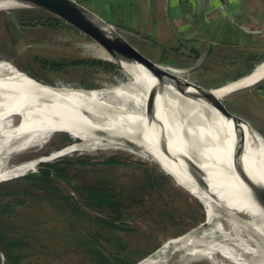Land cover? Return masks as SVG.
<instances>
[{"label":"bare ground","instance_id":"obj_1","mask_svg":"<svg viewBox=\"0 0 264 264\" xmlns=\"http://www.w3.org/2000/svg\"><path fill=\"white\" fill-rule=\"evenodd\" d=\"M35 1L48 3L47 0ZM31 3L0 0V9L21 8ZM55 5L73 16L67 7ZM95 21L102 25L110 39L123 45L118 34L98 19ZM116 49L119 50V45ZM121 65L139 71L145 83L135 89L110 91L49 88L14 63L0 59V119L7 124L0 137V145L6 148L0 163V183L34 172L41 162L74 152L134 151L169 168L179 186L200 199L209 214L210 225L171 243L181 245L183 251L175 264H186V260L211 252L216 253L210 260L213 264H264V205L255 186L248 181L249 178L254 183L264 184L262 138L255 132L235 129L218 108L210 105L207 94L155 76L138 63L123 60ZM263 78L264 64L245 79L213 89L210 95L223 100ZM153 90L155 97H151ZM20 114L25 115V121L11 126V121ZM58 131L68 132L76 139L81 135L89 138L50 157L36 156L10 165L15 154L43 146ZM127 141L134 148L128 147ZM167 144L173 155L164 149ZM187 158L196 160L205 171L211 186L218 189V200L198 186L189 173ZM224 185L229 187L232 201L224 198L220 190ZM200 240L203 246L198 249L195 242ZM171 244L167 243L139 264H173L169 253Z\"/></svg>","mask_w":264,"mask_h":264},{"label":"rangeland","instance_id":"obj_2","mask_svg":"<svg viewBox=\"0 0 264 264\" xmlns=\"http://www.w3.org/2000/svg\"><path fill=\"white\" fill-rule=\"evenodd\" d=\"M89 8L95 7L90 5ZM7 11L0 9V59L14 63L23 72L40 81L38 83L60 88L90 87L88 89H98L96 91L135 89L145 83V79L140 72L133 70L128 65H125V68H123L125 72L122 70V74L111 70L107 65L94 64L96 61H104L119 65L94 39L65 21H61L54 26H43L40 23L37 24V21L29 22V20H23L25 24L21 25L22 21L18 20L21 23L20 29L15 30V26L7 17ZM14 11L20 18H26L31 14L33 16H53V14L39 8L24 7ZM100 16L104 18L103 15ZM117 24L125 25L126 23ZM166 32L154 35L156 37H153L152 40L160 43L162 48H165V46H180L181 40L172 31L167 32L170 33L169 37H160L161 34H167ZM130 39L153 61L166 67L175 68L173 72L207 89L225 86V84L227 85L244 76L249 72L246 67L250 68L258 60L257 58L263 55L258 53L255 56H249V60H245L244 57H247V55L242 53L223 54L220 51L216 59L202 60L188 65L187 68H179L176 67V64L179 63V59H176L178 55L173 53L174 51L170 52L169 56L166 52L161 51L162 48L159 46L150 47L149 44L146 45V42L144 43L139 39L132 37ZM237 40V38L227 39L229 42ZM191 45L195 47V43H191ZM62 59H86L88 63L80 66H69L60 72H54L46 65L55 64ZM262 84L264 82L259 85ZM252 89L254 88L249 87L235 92L225 97L224 102L231 112L245 116L244 118H248L252 122L263 121L262 123H264V119L260 118V100L255 97L254 93L249 92ZM209 103L218 108L212 100ZM25 119V115L20 114L11 121V126L21 124ZM3 129H7V124L0 119V137L3 135ZM61 134L63 132L54 133L48 142L41 147L36 146L28 151L15 154L10 165L18 164L36 156H49V153L55 152L54 147L65 143ZM67 135L73 142L75 141L73 136ZM79 138L83 141L87 140L89 136L81 135ZM5 155L6 148L2 145L0 147V163L3 162ZM113 155L121 156L124 165L112 169L109 164H102ZM86 157L92 158L93 162L100 163L97 165L79 164V161ZM67 162L72 163L67 167V173L70 174L75 184H80V189L73 190L70 185L58 179H55V183L66 194L75 192L79 196V201L81 195H87L83 185L88 186L92 181L96 182L97 177L103 178L101 174L93 172L94 170L102 171L104 175H108V181L112 186L120 188L121 191L130 192L137 191L132 188V180L144 181L145 174L141 173L142 169H150L157 174L160 170H163L156 161L126 149L74 152L71 155L48 161V163H59L56 165L58 169L65 168ZM166 169L175 176L169 168L166 167ZM34 173L37 172H29L27 175L1 182L0 184L5 183V185L0 192L24 191L32 187V182L25 177ZM14 180L16 181L12 182ZM148 191L150 193L146 195L145 202L139 207H134L131 210L130 218L125 219L128 224L122 225L120 223L122 228H125L124 231H110L107 227L89 223L87 217H76L72 215V212L68 213L65 204H62L61 207L51 206L44 199L45 194H42L44 196L42 198L33 199V202L30 203L31 207L26 208V210L22 208L23 206L18 207V210H21V215L18 218L15 217L17 220L11 219L8 234L11 239H23L24 236L28 235L25 238L28 245L18 249L23 254L20 264H95L90 261L91 257L87 256L84 247L77 246L76 240L73 239L71 226L74 228L76 236L81 233L94 235L100 232L120 239L122 243L128 246L125 254L131 260L136 261V264L158 253L167 243L171 244L174 240L187 237L195 230L210 225V217L205 210V206L190 192L179 186L175 177L170 176L167 180L161 179L155 190L149 189ZM140 195L134 193L132 195L127 194L125 197ZM8 199V197H4L3 202ZM27 203L29 204V202ZM220 225L222 226V223ZM102 243L104 246L106 245V248L103 249L106 254L118 250V247L114 246L117 241L109 244L106 240H103ZM171 245L169 253L173 256L172 263L175 264L183 252L182 246L179 244ZM195 245L199 249L203 246V241H196ZM6 251V242H0V264H11L6 257ZM215 254L213 252L204 253L196 259L186 260L185 262L186 264H213L210 260L215 258ZM216 258L218 259L219 256L217 255Z\"/></svg>","mask_w":264,"mask_h":264},{"label":"crops","instance_id":"obj_3","mask_svg":"<svg viewBox=\"0 0 264 264\" xmlns=\"http://www.w3.org/2000/svg\"><path fill=\"white\" fill-rule=\"evenodd\" d=\"M76 1L97 15H103V19L108 23L126 30L128 33L125 36L137 48V44L130 39L131 37L146 42V45L149 44L150 47H161L160 43L152 40L156 37L154 35L172 31L181 40L180 46L161 47V51L169 56L170 52L174 51L173 53L178 55L176 59H179V63L176 67L179 68H187L188 65L198 62L201 56H204L203 61L216 59L220 51L223 54L242 53L247 55L244 57L245 60H249V56L263 54L257 58L254 65L250 68L246 67L249 71L264 62V0ZM90 5L95 8H89ZM169 34H161L160 37H169ZM232 38L238 40L227 41ZM192 41L195 43V47L192 45L196 50L195 56L199 55L196 61L194 56H187L189 52L185 51V47H190ZM209 43L212 44L211 49H209ZM177 48L180 50L176 51ZM143 54L148 57L145 53ZM249 92L254 93L260 100V118L264 119V84ZM255 115L259 116L257 113ZM245 119L264 136L263 121L256 123L248 118Z\"/></svg>","mask_w":264,"mask_h":264},{"label":"trees","instance_id":"obj_4","mask_svg":"<svg viewBox=\"0 0 264 264\" xmlns=\"http://www.w3.org/2000/svg\"><path fill=\"white\" fill-rule=\"evenodd\" d=\"M18 20H21L22 22L23 20H29V22L37 21V24L40 23L43 26H54L61 21L63 22L62 19L57 18L55 16H33L32 14L27 16L26 18H20V16L18 15ZM87 63L88 60L86 59H62L60 61H57V63L55 64L46 65L49 69L53 70L54 72H60L69 66H80ZM96 63L105 66L107 65V67H109L111 70H115L123 74L122 69L119 65L107 63L104 61H96L94 64ZM61 135L64 137L65 143L63 145L54 147L55 151L62 149L69 143H73L72 139L68 137L67 133H63ZM0 147H2V145H0ZM99 163L100 162H93L92 158L90 157H86L79 161V164L88 165H97ZM57 164L59 163L46 164V166L54 169V176L48 173L37 172L25 177L28 178L30 182H32V187L34 188L30 187L24 191L15 190L8 191L7 193L0 192V242H6V257L11 264H20L23 254L18 251V249H21L25 245H28L27 240H25L28 235L24 236L23 239H11L8 234V231L10 230L8 226L12 218L17 220L15 217L18 218L21 215V210L19 211L18 207L23 206L22 208L24 210H26V208H30V203L33 202V199L35 198H42L45 196L44 199L49 202L51 206L61 207L62 204H65L68 208V213L72 212V215H75L76 217H87L89 223H94L95 225L107 227L110 229V231H124L123 229L125 228H122L121 224H117L116 221H119L123 218H130L131 210L134 207H139L146 200V195L148 193L141 194L140 196L136 197H117L114 193L117 191H121L120 188L112 186L110 181H108V175H104L102 171L100 172L98 170H94L93 172L101 174L103 178L97 177L99 181L96 179V182L92 181L91 184H88V186L83 185V189L85 190L87 195L85 197L81 195L79 201V198H75L71 194V192H69L68 194L64 193L61 187L55 183V179H58L59 181L65 182L70 185L73 190L80 189V184H75L73 182V179L70 177V174L67 173V167H69V165H71L72 163L67 162L65 168L62 167L60 169L57 168ZM102 164H109L111 166L110 168L112 169L119 168L120 165H124L121 156L119 155L111 156L110 158L106 159V161H104ZM163 169L168 172L166 168ZM141 173L145 174L144 181L140 182L139 180L135 179L131 181L132 188L139 191H148L149 189L155 190L161 182V179L167 180L170 177L162 170H160L159 174H157L150 169H142ZM15 181L16 180L12 182ZM2 184H0V190L5 185V183L3 185ZM42 194L45 195L42 196ZM4 197H8L9 199L6 202H3ZM120 199L132 200V202H125L122 200L119 202L116 201ZM27 202H29V204ZM85 207L97 211L101 215L99 217H93L91 213H88L84 210ZM126 224L127 223H122V225ZM70 229L72 230L74 237L73 239L76 240L75 242L77 243V246L79 245L84 247L87 256L91 257V262L95 264H135L136 261L131 260L130 257H127L128 255L125 254L128 250V246L127 244L122 243L120 239H116L114 238V236H109L107 235V233L104 234L100 232H97L94 235H89L88 233H81L80 235L77 234L76 236L74 228L71 226ZM103 240H106L109 244L114 241H117L114 246L118 247V250H114L110 254H106V252L103 250L104 248H106V245L104 246L102 243Z\"/></svg>","mask_w":264,"mask_h":264},{"label":"water","instance_id":"obj_5","mask_svg":"<svg viewBox=\"0 0 264 264\" xmlns=\"http://www.w3.org/2000/svg\"><path fill=\"white\" fill-rule=\"evenodd\" d=\"M16 1L33 2L30 5H27L25 7L39 8V9L45 10V11L53 14V16L60 18L63 21H65L66 23L74 26L75 28L80 30L85 35H89L92 39H94L98 44H100L113 57L115 62L119 64V66L122 70H123V66L121 65V62L123 60L126 61L127 63H132V64L138 63V64L142 65L145 69H147L151 74H153L155 76L166 78V79L170 80L171 82H174L178 85L186 86L188 88H192L195 90L197 89L200 92L207 94L210 97V99L214 102V104L218 107V110H220V112L224 116H226V118L229 121L232 122V125L234 126L235 129L255 132L264 141V136L248 120H246L245 118L231 112L228 109L227 105L224 102L225 98L223 100H221L214 95H210V92L216 88H212V89L204 88L201 85L196 84L195 82L181 76L180 74L173 72V69L166 67V66H163V65L151 60L150 58L146 57L125 36V34L128 33L126 30L108 23L102 17H100L96 13L92 12L91 10L86 8L85 6L81 5L76 0H47V2H48L47 5L39 4L35 0H16ZM55 4H57L59 6L67 7L68 9H70L73 16L64 10H61ZM21 8H24V7H21ZM16 9H18V8L8 9L7 17L9 19V21L16 27V29L19 30L20 29V23L18 21V15L14 11ZM97 19L100 22H102L106 27L112 29V31H114L116 34H118L122 38L123 45H125L126 47H124L116 39H110L109 35L107 33H105V31H103V29L101 27L102 25H99L100 23H97L98 21H95ZM118 45H119V50L116 49V47ZM209 47H210L209 49L212 48L211 43H209ZM130 52H132V53H130ZM129 54H131V55H129ZM203 57L204 56H201L198 62H201L203 60ZM263 63L259 64L252 71H250L248 74L240 77L239 79H237L235 81L241 80V79H243L249 75H252ZM30 77H32V76H30ZM33 79L36 80L37 82H40L35 78H33ZM263 80H264V78L261 79L256 85H258ZM256 85H254L253 87H250V88H255ZM222 86L217 87V88H221ZM45 87L54 88V86H51L49 84H46ZM74 89H77V88H74ZM81 89H88V88H81ZM151 97H155V91L154 90L151 93ZM194 97L197 98L196 95H194ZM58 132L70 134V133L65 132V131H58ZM81 142H82L81 138H77V139L75 138V141L73 143H71V144H69V145H67V146L63 147L62 149L57 150L55 152L62 151L63 149L73 145L74 143H81ZM127 145L130 148H134L133 146H131V143H129V141H127ZM164 149L166 151H168L170 154L173 153L172 150L169 149L168 144L166 145V147ZM55 152H52L49 156H45V157H50ZM147 158L156 161L160 165V167H162V169H163V166L159 161H157L153 158H150V157H147ZM185 162L188 165L189 173L195 179L198 186H200L211 198L217 199L218 195L216 194V190L218 191V189L213 188L211 186L212 183L209 181L207 174L199 166V164L196 162V160H191V159L187 158ZM47 163L48 162H41L39 164V166L37 167V169L34 170V172L48 173V174H51L52 176H54L55 175L54 169L46 166ZM237 165H238V163H236L235 166L238 167ZM162 171H164L167 175H169L173 178V176L171 174H169L168 172H166L164 169ZM240 176L244 181L245 178L243 177V175L241 174ZM248 181H250V184L255 186V188H256L255 191H257V193L259 195V200L264 205V184L260 183V182L254 183L249 178H248ZM220 190L224 194V198L232 201V193L230 192L229 187L224 185V188L221 187ZM198 200L202 203V201L200 199H198ZM139 263L140 262H138L136 264H139Z\"/></svg>","mask_w":264,"mask_h":264},{"label":"flooded vegetation","instance_id":"obj_6","mask_svg":"<svg viewBox=\"0 0 264 264\" xmlns=\"http://www.w3.org/2000/svg\"><path fill=\"white\" fill-rule=\"evenodd\" d=\"M24 23L25 22H22V24L21 25H24ZM191 43H193V42H191ZM176 50H180L179 48H177ZM185 51H187V52H189L188 54L189 55H187V56H190V57H192V56H194V58H195V61L198 59V57H199V55L197 56H195V48L192 46V45H190V47H188V48H186L185 47ZM170 68V67H169ZM171 69H173V68H171ZM249 73V72H248ZM247 73V74H248ZM246 75V74H245ZM242 77V76H241ZM262 83L264 82V80L263 81H261ZM260 82V83H261ZM259 83V84H260ZM258 84V85H259ZM69 145V144H68ZM134 193H136V194H147V193H150V191H139V190H137V191H117V192H115L114 194L117 196V197H119V198H123V196H126L127 194H130V195H132V194H134ZM71 194L75 197V198H79V196H77L76 195V193L75 192H71ZM85 196V195H84ZM125 201V202H132V200H125V199H120V200H116V201ZM84 210L86 211V212H88V213H91L92 215H93V217H99L101 214L100 213H98L97 211H94V210H91L90 208H87V207H85L84 208ZM125 219H127V218H123V219H121V220H119V221H116V223L118 224H120V223H127L128 224V222H127V220H125Z\"/></svg>","mask_w":264,"mask_h":264}]
</instances>
